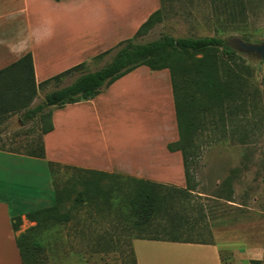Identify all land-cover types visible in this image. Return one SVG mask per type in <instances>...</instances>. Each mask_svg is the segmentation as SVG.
Returning a JSON list of instances; mask_svg holds the SVG:
<instances>
[{
	"label": "rangeland",
	"instance_id": "1",
	"mask_svg": "<svg viewBox=\"0 0 264 264\" xmlns=\"http://www.w3.org/2000/svg\"><path fill=\"white\" fill-rule=\"evenodd\" d=\"M0 5L9 9L7 17L0 19V68L9 61L6 44L11 40L10 63L32 53L38 72L41 70L40 78L76 66L72 64L78 57L63 55V47L75 41H89L90 31L92 37L96 36L97 24L105 18V12L104 16L100 12L102 6L93 0H71L62 5L52 0H0ZM161 5L163 21L147 36L137 38L136 43L153 42L164 35L217 37L231 47L236 45L233 38L250 44L264 43V0H242L233 6H226L223 0H162ZM44 20L47 25L42 26ZM121 42L100 57L85 61L82 69L59 84L43 87L34 106L41 104L47 93L67 87L80 75L95 72L111 62ZM241 55L252 70L248 111L239 109L232 117L235 137L229 134L210 142L207 132L197 139L199 151L193 169L199 186L192 201L202 205L206 219L204 225L185 228L182 235L192 234L194 241L216 245L225 264H264V61ZM139 83L135 95L131 89L123 94L127 117L124 115L122 125L114 128L116 139L134 136L124 124H145L144 117L150 113L141 94L146 84L143 80ZM135 99L139 100L136 105ZM17 122L18 117H14L0 124V146L30 152L41 136L40 124ZM225 123L229 131L231 119L227 113ZM230 177L232 202L215 201L212 197L219 193L226 198L222 183ZM52 178L58 195L54 205H58L60 213L68 214L69 221H49L37 227L35 222L25 223L21 216L13 218L18 227L16 237L27 234L35 264H134L132 244L141 236L134 228L135 216L130 207L136 193L133 183L120 175L63 166L52 170ZM163 185L165 190L175 192L172 195L177 211L184 213L185 206L187 214L194 217L189 204L179 203L182 195L178 190L185 187Z\"/></svg>",
	"mask_w": 264,
	"mask_h": 264
},
{
	"label": "crops",
	"instance_id": "2",
	"mask_svg": "<svg viewBox=\"0 0 264 264\" xmlns=\"http://www.w3.org/2000/svg\"><path fill=\"white\" fill-rule=\"evenodd\" d=\"M52 1L62 5L71 0ZM93 1L102 6L100 12L103 16L105 12V18L94 28L96 36L92 37L90 31L89 41H75L63 47V55L78 57L72 65L85 64L88 59L98 57L110 47L130 39L149 16L161 8V0ZM8 10L0 5V19L8 15ZM42 22V26L47 25L46 20ZM8 41L6 59L9 61L5 67L24 56L10 63L13 51L12 41ZM1 44L0 36V47ZM34 67L37 84L56 76L41 75L40 78L41 70L38 72L35 64ZM142 71L145 75H138ZM140 80L146 84L141 94L145 96L143 105L150 113L144 117L145 124H124L134 136L116 139L114 128L122 125L120 123L126 114L122 105L123 94L131 89L135 95ZM138 102L134 100L135 105ZM128 110L132 112L133 108ZM14 117H18L17 123L21 124L19 116ZM53 125L54 130L43 136L44 158L31 156L21 149L0 146V264H22L12 219L21 216L25 223L34 224L26 220L29 212L54 205L55 187L50 163L186 187L182 154L168 150V145L176 143L179 136L171 78L167 70L151 71L146 66L139 67L91 100L54 108ZM132 248L136 264H225L219 248L214 244L136 239Z\"/></svg>",
	"mask_w": 264,
	"mask_h": 264
},
{
	"label": "trees",
	"instance_id": "3",
	"mask_svg": "<svg viewBox=\"0 0 264 264\" xmlns=\"http://www.w3.org/2000/svg\"><path fill=\"white\" fill-rule=\"evenodd\" d=\"M239 1L242 2L223 0L226 6L231 4L233 6ZM162 9L161 5L159 10L151 14L133 38L120 43L111 62L95 72L80 75L67 87L47 93L43 102L37 106H34V103L43 87L50 83L59 84L82 69L84 63L41 84H37L36 81L32 53H27L1 69L0 124L14 116H19L22 125L37 121L40 124L41 136L36 142V148L30 147L29 155L44 158L43 136L54 130V108L91 100L104 88L142 66L148 67L151 71H169L179 139L176 143L169 144L168 150L180 151L182 154L186 187L184 190H178L182 195L179 203L189 204L195 215L191 218L185 206L182 207L184 213L177 211L172 195L175 192L165 190L163 184L125 177L136 188L134 190L136 193L130 201L131 211L135 216L134 228L141 236L138 239L142 240L211 244L192 240L194 239L192 234L182 235L185 228L194 229L204 225L206 219L202 205L192 201L199 186L193 169L199 151L197 139L207 132L210 142L220 141L229 134L235 137V122L232 117L239 109L243 112L248 111L247 91L252 89L250 84L252 70L246 65L242 55L227 45L222 38H174L164 35L153 42L136 43L137 38L147 36L163 21ZM226 113L231 119L230 132L225 123ZM55 167L61 166L50 163L51 174ZM222 184L226 198L220 193L212 198L215 201L224 199L232 202V177ZM55 195L58 200L56 191ZM26 218L30 222H35L37 227L49 221H69L68 214L60 213L58 205L29 212ZM12 228L14 232L18 229L14 219ZM15 243L21 263L35 264L36 258L28 249L27 234L16 237ZM133 256L136 264L134 251Z\"/></svg>",
	"mask_w": 264,
	"mask_h": 264
},
{
	"label": "water",
	"instance_id": "4",
	"mask_svg": "<svg viewBox=\"0 0 264 264\" xmlns=\"http://www.w3.org/2000/svg\"><path fill=\"white\" fill-rule=\"evenodd\" d=\"M236 45L234 48L240 54H247L251 56H256L257 59L264 61V43L261 45L245 43L239 38H233L232 40Z\"/></svg>",
	"mask_w": 264,
	"mask_h": 264
}]
</instances>
